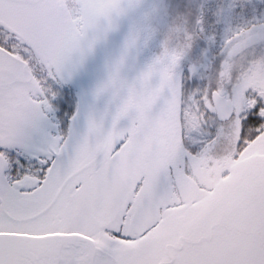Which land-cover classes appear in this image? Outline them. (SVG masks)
<instances>
[{
    "label": "snow or ice",
    "instance_id": "snow-or-ice-1",
    "mask_svg": "<svg viewBox=\"0 0 264 264\" xmlns=\"http://www.w3.org/2000/svg\"><path fill=\"white\" fill-rule=\"evenodd\" d=\"M165 3L160 54L74 138L91 13L0 0V264H264V0Z\"/></svg>",
    "mask_w": 264,
    "mask_h": 264
},
{
    "label": "rangeland",
    "instance_id": "rangeland-1",
    "mask_svg": "<svg viewBox=\"0 0 264 264\" xmlns=\"http://www.w3.org/2000/svg\"><path fill=\"white\" fill-rule=\"evenodd\" d=\"M81 1L84 9L91 13L92 26L82 44L83 54L72 65L73 72L82 81L81 99L87 101L91 112L94 109L106 119V126L110 127L124 93L114 95L107 90L98 95L97 90L110 76L121 75L126 81L134 80L160 54L161 18L166 15L167 6L165 0ZM72 97L73 102H77L74 93ZM127 122L125 119L121 124Z\"/></svg>",
    "mask_w": 264,
    "mask_h": 264
},
{
    "label": "flooded vegetation",
    "instance_id": "flooded-vegetation-1",
    "mask_svg": "<svg viewBox=\"0 0 264 264\" xmlns=\"http://www.w3.org/2000/svg\"><path fill=\"white\" fill-rule=\"evenodd\" d=\"M74 3L79 8L84 9V3H82L81 0H74ZM74 22H75V20L72 21L73 25L75 24ZM82 52H83V49H82V45H81V48H80L79 53L77 54V57H80L79 55H81ZM67 71L74 74L75 68L74 67H72V69L67 68ZM76 77H78V76L73 75L66 86L70 87L72 89V93L75 94V97L77 99V102H73V111H74V113L78 114V118L75 120V123H74V138H79L80 136H82L86 132L87 123H88L89 118H94L97 121H102L105 128H108L106 126L108 121L106 119H102V116L97 115L94 112L93 108H92L93 112H91V109H89L87 101H83L81 99L82 81H81L80 77H79L80 78L79 80Z\"/></svg>",
    "mask_w": 264,
    "mask_h": 264
}]
</instances>
